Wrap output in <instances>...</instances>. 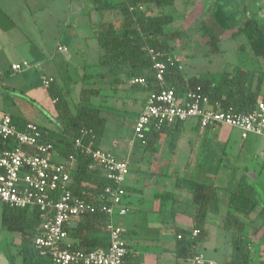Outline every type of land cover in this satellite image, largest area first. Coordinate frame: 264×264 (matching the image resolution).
<instances>
[{"label":"crops","instance_id":"1","mask_svg":"<svg viewBox=\"0 0 264 264\" xmlns=\"http://www.w3.org/2000/svg\"><path fill=\"white\" fill-rule=\"evenodd\" d=\"M2 2L0 60L2 57L4 62L0 61L1 78L13 73L10 70L12 63L29 62L31 67L28 70H34L33 74L36 75L35 86L29 87L25 82L17 87L26 86V97H32L35 102L42 104L41 111L34 115L39 117V112H42L41 116L48 118L49 122L42 124L19 114L9 115L33 121L49 131H61L54 100L50 97L51 102L48 101L40 91L43 74L53 76L58 85L61 80L62 91L68 93V98L74 93L76 102L85 73L92 75V85L103 88L101 93L92 98L96 99L95 103L102 105V115L107 119L99 147L111 151L119 159L129 161L126 179L128 194L124 200L129 205V211L124 215V223L118 218L122 215L115 218L127 231L128 253L137 260L136 264H194L192 260L177 256L178 235L182 230L192 227L194 215L192 191L185 185H178V178L213 182L220 196V210L209 213L206 236L196 245L197 255L203 254L218 264H231L236 255L234 239L239 235L251 250V264H264V182L253 166L252 159L239 160L231 151L229 143L235 142L232 135L236 128L230 127L228 133L222 134L221 131L217 132L222 125L203 129L197 119H189L181 122L175 131L172 127L165 129L160 135L156 152L145 150L144 145L134 139V124L147 101L148 91L133 88L130 80L120 81L129 69L114 73L98 64L100 52L99 55L96 53L94 27L103 21H112L119 26L121 14L116 10L100 11L93 0H67L63 15L50 26L48 18L51 14L44 5L46 0ZM253 2L248 0L244 7L246 18L249 10L257 7H262L259 13L264 14V0ZM114 14L118 20L112 19ZM65 16L72 20L65 22L60 28L59 20L62 21ZM50 33L52 36H48ZM52 39L56 41V45ZM59 45L66 46L67 51L59 50ZM71 68L76 71V80L72 79ZM117 113L124 117L122 124L131 128L132 136L127 142L121 133H117L122 128L116 122V116L119 115ZM110 120L116 124L114 132L112 127L110 133H107ZM251 136L255 135L243 138L241 148L252 147L245 143ZM257 151V155L264 161V147ZM213 157L218 160H212ZM51 158L62 161L66 157L55 151ZM252 172L253 178L250 176ZM243 177L253 187L255 207L250 212L236 211L229 205L230 194L238 188ZM165 193L172 196L169 200L162 201L161 196ZM231 212L239 221L236 225L225 222V216ZM131 213L134 215L129 216ZM19 240L18 237V245ZM67 241L73 243L77 240L68 234ZM18 253L21 255V249ZM0 264L10 262L7 257L2 256Z\"/></svg>","mask_w":264,"mask_h":264},{"label":"trees","instance_id":"2","mask_svg":"<svg viewBox=\"0 0 264 264\" xmlns=\"http://www.w3.org/2000/svg\"><path fill=\"white\" fill-rule=\"evenodd\" d=\"M93 2L100 11L116 10L122 16L119 26L114 25L112 21H103L94 27V34L101 49L98 64L114 73L129 69L120 81H128L134 76H145L148 80L147 86L132 83L131 86L148 92L158 89L159 85L152 75V60L149 55V48H153L163 54L162 59L168 64L165 83L174 88L179 98L188 92H196L209 97L212 103L218 101L224 108L232 106L242 112L252 111L258 102L264 101L262 70L256 74V70L239 65L234 67L233 72L223 71L219 75L186 76L182 61L176 54L175 41L185 39L187 33L184 29L173 27L175 21L173 14L156 12L160 7L174 5L176 0H93ZM140 5H143L144 9L139 8ZM238 33L247 39V44L241 45L240 48L244 50L248 47L254 58H264V15H260L259 10H249L243 25L237 29L236 34ZM201 39L202 45H209L212 51H218L220 36L204 28ZM91 79L92 75L85 73L82 76L79 99L74 105L69 101L68 93L62 91L54 79L47 88L49 96L54 100L62 129L49 131L38 124L44 133V141L51 142L58 154L76 157L71 172L70 189L73 194L92 202L95 206L93 211L84 213L77 222L66 227L69 235L77 240L69 243V247L85 251L107 249L109 246L107 216L101 210V206L106 202L102 199L105 187L111 184V181L106 178L101 168L90 169L95 160L91 154L82 152L81 147L76 145V139H80L83 146L99 148L106 129L107 119L102 115L103 107L92 100L103 88L92 85ZM12 119L21 129L28 122L19 116L12 115ZM180 125L181 122H178L174 125H164L160 129L154 127L148 129L145 150L156 152L162 132L168 127L175 131ZM13 145L6 144L0 137V149ZM177 184L185 185L192 191L194 204L193 225L178 235L177 256L193 260L197 256V243L206 236L209 213L220 210V196L213 182L178 178ZM252 191L253 187L243 177L238 188L230 194V207L236 211L250 212L255 207ZM171 196L170 193H165L161 200H169ZM1 205L2 228L19 235L22 264H54L51 256L42 255L34 245V239L44 221L43 212L38 207L17 208L8 204ZM225 222L236 225L239 221L231 212L225 216ZM195 230L198 231L196 235ZM234 245L236 255L231 264H251V250L242 236L235 237ZM126 261L138 263L129 253Z\"/></svg>","mask_w":264,"mask_h":264},{"label":"built area","instance_id":"3","mask_svg":"<svg viewBox=\"0 0 264 264\" xmlns=\"http://www.w3.org/2000/svg\"><path fill=\"white\" fill-rule=\"evenodd\" d=\"M139 8L144 9L143 5ZM58 49L67 51V47L62 45ZM149 55L152 75L159 88L148 92L147 101L134 124L135 140L145 145L148 129H160L164 125H174L189 119H197L203 129L227 125L239 130L242 138L253 134L264 139V101L258 102L252 111L242 112L232 106L224 108L218 101L212 103L209 97L196 92H188L179 98L174 88L165 83L168 64L162 59L163 54L149 48ZM29 67L31 65L27 61L16 62L10 65V70L17 73ZM53 81V76L42 75L45 87H49ZM130 83L147 86L148 80L145 76H134ZM43 135L37 123L28 121L21 129L13 122L11 115L0 113V137L6 144H14L0 149V204L17 208L38 207L43 212L44 221L34 245L42 255L51 256L54 264H136L126 261V229L115 218L129 211V205L124 201L128 194V159H119L111 151L100 147L92 149L83 146L81 140L76 139V145L81 147L82 152L91 154L95 160L90 169L101 168L111 181L105 187L102 199L106 202L101 206L107 216L109 246L107 249L89 251L71 249L66 227L77 222L84 213L93 211L95 206L73 194L70 189L76 157L70 155L62 161H54L51 158L55 152L54 146L44 141ZM197 232L195 230L194 235ZM192 261L194 264H218L203 254L197 255Z\"/></svg>","mask_w":264,"mask_h":264},{"label":"rangeland","instance_id":"4","mask_svg":"<svg viewBox=\"0 0 264 264\" xmlns=\"http://www.w3.org/2000/svg\"><path fill=\"white\" fill-rule=\"evenodd\" d=\"M46 2L47 3L44 5L47 6V10L51 14L48 18V23L52 26V24L57 22V19L61 18L63 15L67 0H46ZM0 3H3L2 0H0ZM247 3L248 0H176L174 5L160 7L156 10V12L159 13L173 14L175 16L173 27L184 29L187 33L185 39L175 41V46L177 47L176 54L182 61L186 76L209 77L219 75L223 71L233 72L234 67L239 65L256 70V74L259 73V70L264 71V58L256 59L249 51L248 47H245L246 49L244 50L240 48L241 45L247 44V39L243 34H236L237 29L242 26L246 20L244 7H246ZM257 10H260V7H257ZM70 19L72 20V18ZM70 19L65 16L62 21L59 20L60 28L62 27L61 25L67 21L69 22ZM112 19L118 20V17L114 14ZM70 25H73V22H70ZM204 28L220 36L221 39L219 41L218 51H212L209 45L201 44V34ZM48 36H52V33ZM55 37L57 38V35H55ZM52 40L54 45H56V41H54V39ZM94 41L98 51L96 53L99 55L101 49L97 41ZM50 46L52 47L53 45L51 44ZM0 61L4 62L2 57ZM33 72L34 70L27 69V72L24 70L12 73L0 79V111L6 114H19L30 119H35L42 124H47L49 120L41 116L43 115L42 112H39V117L34 115L37 111H41L40 105L42 104L40 102H35L32 97H26V93L24 92L26 86L17 87L25 82H27L29 87L35 86L36 75L33 74ZM70 74L72 79L76 80V71L74 68H71ZM58 83L60 85L62 81L59 80ZM256 83L257 80H255L254 84ZM40 87V91H42L46 99L51 102L48 89L42 84H40ZM75 98L74 93L73 96L69 97V101L72 102V105L76 103ZM46 99L43 101L44 103ZM92 100L96 101L95 98ZM103 114L105 115L106 113ZM116 119L117 124L122 125V128L117 130V133H121L127 142L132 136L131 128L127 124H122V122H124V117H122L121 114L117 115ZM115 124L114 121H109L107 133H110L112 127L114 132ZM230 129V126L222 125L219 126L217 132L220 133L221 131L222 134H225L228 133ZM232 140L235 142H230L229 147L231 151L237 155V159H252L253 166L256 167L257 172L260 174L261 181L264 182V161L257 155L258 148L264 147V139L257 135L251 136L245 143H249L252 147H248L247 149V146H244L241 148L244 140L239 130L234 129ZM212 160L217 161L218 158L213 157ZM252 174L253 172L250 173V176L253 178ZM224 208L225 206L223 204L222 209L224 210ZM1 211L2 205L0 204V261L2 256H5L10 264H22V254L20 255L18 253L20 249L17 243L19 235L2 228ZM132 215L134 214H129V216ZM118 218H120L119 220L121 223H124V215Z\"/></svg>","mask_w":264,"mask_h":264}]
</instances>
